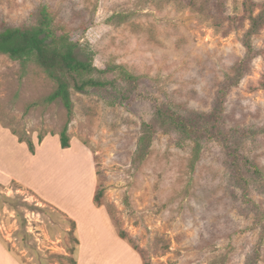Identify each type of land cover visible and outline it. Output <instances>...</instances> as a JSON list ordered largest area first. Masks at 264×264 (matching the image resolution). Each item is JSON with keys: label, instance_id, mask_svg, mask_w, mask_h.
<instances>
[{"label": "rangeland", "instance_id": "374dc122", "mask_svg": "<svg viewBox=\"0 0 264 264\" xmlns=\"http://www.w3.org/2000/svg\"><path fill=\"white\" fill-rule=\"evenodd\" d=\"M263 3L0 0V22L13 26L30 23L31 14L45 5L55 35L72 34L99 69L120 65L140 77L143 93L110 104L92 92L71 91L70 117L60 103L27 110L50 94L54 83L35 62L22 73L19 61L0 53V127L17 141L30 139L34 154L47 139L65 159L48 165L44 177L43 187L56 204L16 181L0 182V245L18 264H73L69 259L78 264L71 254L76 230L58 208L84 211L78 200L85 195L81 181L87 180L93 181L92 203L122 242L111 244L100 225L94 226L85 249L89 264H135L136 259L140 264H264V191L259 184L249 186L260 219L229 184L217 142L197 144L158 132L135 160L152 106L210 114L227 77L238 81L224 98V126H264V27L249 37L252 52L243 45L250 29L247 5H254L256 15ZM66 125L69 148L62 149ZM238 153L264 177V132L244 139ZM96 192H101L99 205Z\"/></svg>", "mask_w": 264, "mask_h": 264}, {"label": "trees", "instance_id": "16d2710c", "mask_svg": "<svg viewBox=\"0 0 264 264\" xmlns=\"http://www.w3.org/2000/svg\"><path fill=\"white\" fill-rule=\"evenodd\" d=\"M253 4L247 5L250 29L243 41V45L252 52L249 41L251 34L259 33L264 27V3L260 11L253 15ZM31 22L13 26L0 22V53L19 61L22 73H25L30 62L39 65L48 78L54 83L53 91L27 106V110L60 103L70 117L73 103L71 91L80 93L92 92L110 104H124L130 100L132 93L142 96L140 91L141 78L128 73L123 66H106L99 69L93 65L89 52L84 53L72 34L55 35L51 30V18L45 5L37 7L31 14ZM87 51V50H86ZM264 51L261 52L263 54ZM84 57H83V56ZM245 65L240 66L244 70ZM244 72L239 73L241 77ZM237 79L227 77L220 85L210 114H201L194 111L179 112L168 105L155 104L150 121L142 124V131L136 149L135 160L144 156L151 139L156 133L175 134L178 138L188 139L199 144L202 141H215L225 156L226 167L229 171V184L241 192L242 202L246 208L253 209L263 219V213L248 197L249 186L259 184L264 191V177L258 167L238 153V146L244 139L264 132V126L259 129L226 128L223 124L224 98L229 90L237 83ZM67 125L60 133V146L69 148ZM42 138H39L41 142ZM24 142L30 153L34 154V145L30 139L18 138ZM101 192H96L94 203L100 204ZM73 230L75 222L68 219ZM125 239L123 233H119ZM71 254L77 256L78 240ZM69 259V258H68ZM76 264L75 259H69Z\"/></svg>", "mask_w": 264, "mask_h": 264}, {"label": "crops", "instance_id": "0c3cea01", "mask_svg": "<svg viewBox=\"0 0 264 264\" xmlns=\"http://www.w3.org/2000/svg\"><path fill=\"white\" fill-rule=\"evenodd\" d=\"M62 151L57 144H52L51 141L46 139L44 143L37 147L35 154H32L24 143L18 142L13 135L0 127V182L16 181L34 190L43 200L56 204L47 193L50 190L43 187L46 183L44 177L47 173L46 170L51 167L48 165L62 163L65 160L60 154ZM40 162L44 166L38 165ZM57 172H59L57 169L53 170L54 174ZM78 182L80 181L76 180L77 185H79ZM81 183L84 184L85 195H82L78 202H81L85 207L84 211L77 208L76 212H70L61 207L58 209L63 210L62 212L67 215L68 219L75 222L76 238L78 240L77 263L89 264L92 258L85 255V249L86 246H91V241L94 239V226L100 225L102 232L106 234L107 240L111 244L119 245L122 242L115 235L106 214L92 203L93 181L87 180L81 181ZM135 262V264H140L138 259ZM0 264H18L1 245Z\"/></svg>", "mask_w": 264, "mask_h": 264}]
</instances>
